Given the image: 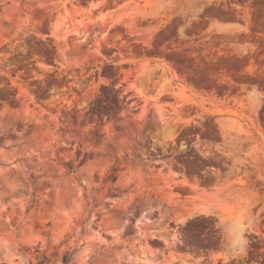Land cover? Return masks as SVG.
<instances>
[{
    "label": "rangeland",
    "instance_id": "rangeland-1",
    "mask_svg": "<svg viewBox=\"0 0 264 264\" xmlns=\"http://www.w3.org/2000/svg\"><path fill=\"white\" fill-rule=\"evenodd\" d=\"M68 250L264 264V0H0V264Z\"/></svg>",
    "mask_w": 264,
    "mask_h": 264
},
{
    "label": "trees",
    "instance_id": "trees-1",
    "mask_svg": "<svg viewBox=\"0 0 264 264\" xmlns=\"http://www.w3.org/2000/svg\"><path fill=\"white\" fill-rule=\"evenodd\" d=\"M127 96L128 94L123 93L120 88H116L115 83L103 85L98 90L95 98L90 101L89 114L97 116L99 115L98 111L101 110L104 113L103 115L107 116L108 119L111 117L118 118L119 110ZM73 252L68 250L64 254L63 264H70Z\"/></svg>",
    "mask_w": 264,
    "mask_h": 264
}]
</instances>
